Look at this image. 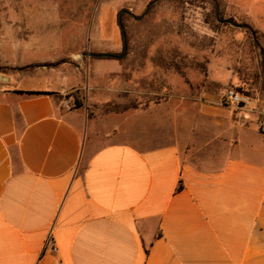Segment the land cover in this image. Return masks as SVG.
<instances>
[{
	"label": "crops",
	"instance_id": "crops-1",
	"mask_svg": "<svg viewBox=\"0 0 264 264\" xmlns=\"http://www.w3.org/2000/svg\"><path fill=\"white\" fill-rule=\"evenodd\" d=\"M53 16L0 25V264H264V95L94 115Z\"/></svg>",
	"mask_w": 264,
	"mask_h": 264
},
{
	"label": "rangeland",
	"instance_id": "rangeland-1",
	"mask_svg": "<svg viewBox=\"0 0 264 264\" xmlns=\"http://www.w3.org/2000/svg\"><path fill=\"white\" fill-rule=\"evenodd\" d=\"M55 13L72 25L56 28L64 54L101 86L87 105L94 115L119 122L162 106L191 117L207 94L264 95V0H0V25ZM83 88L74 108L86 105Z\"/></svg>",
	"mask_w": 264,
	"mask_h": 264
},
{
	"label": "built area",
	"instance_id": "built-area-1",
	"mask_svg": "<svg viewBox=\"0 0 264 264\" xmlns=\"http://www.w3.org/2000/svg\"><path fill=\"white\" fill-rule=\"evenodd\" d=\"M223 103L229 106H234L237 108H244L252 103V98L244 93L236 92L233 89H228L224 92L222 96ZM62 107L65 110H72L75 107L74 99L71 97H65L62 100ZM49 243L52 244L53 251H56V247L53 243V240L49 238Z\"/></svg>",
	"mask_w": 264,
	"mask_h": 264
},
{
	"label": "trees",
	"instance_id": "trees-1",
	"mask_svg": "<svg viewBox=\"0 0 264 264\" xmlns=\"http://www.w3.org/2000/svg\"><path fill=\"white\" fill-rule=\"evenodd\" d=\"M230 89H233V90H235L236 92H239V93H244V94L248 95L249 97L254 98L253 94H250L249 91L244 90L241 87H239V88H230ZM25 93L28 94V95H39V94H41L40 92H25ZM182 188H183V185L180 184L179 185V189H182Z\"/></svg>",
	"mask_w": 264,
	"mask_h": 264
},
{
	"label": "water",
	"instance_id": "water-1",
	"mask_svg": "<svg viewBox=\"0 0 264 264\" xmlns=\"http://www.w3.org/2000/svg\"><path fill=\"white\" fill-rule=\"evenodd\" d=\"M0 80H7V77H5L2 74H0Z\"/></svg>",
	"mask_w": 264,
	"mask_h": 264
}]
</instances>
